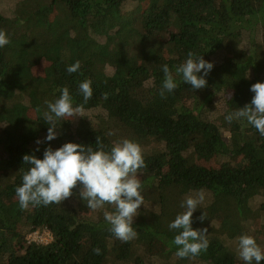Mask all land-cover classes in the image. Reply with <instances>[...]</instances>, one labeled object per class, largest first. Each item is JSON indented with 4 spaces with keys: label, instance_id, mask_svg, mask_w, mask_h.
Segmentation results:
<instances>
[{
    "label": "trees",
    "instance_id": "obj_1",
    "mask_svg": "<svg viewBox=\"0 0 264 264\" xmlns=\"http://www.w3.org/2000/svg\"><path fill=\"white\" fill-rule=\"evenodd\" d=\"M35 17L58 25L21 29ZM0 29L10 40L0 48V112L14 116V138L0 121V264H157L160 256L166 264H244L243 234L264 248V136L246 119L225 120L251 102L252 84L264 82V0H0ZM189 51L214 64L202 89L175 71ZM76 61L80 69L69 74ZM164 65L178 87L161 98ZM86 79L93 95L84 104ZM64 87L84 110L58 121L57 137L47 141L45 101ZM97 136L105 150L125 138L139 143L148 166L138 235L127 243L108 230L103 210L87 208L79 186L62 204L21 210L16 197L30 168L25 154L42 159L46 148L67 142L96 149ZM200 189L205 200L192 227L208 229L209 247L181 259L172 244L179 230L168 226ZM250 193L261 198L259 216L246 209ZM44 229L48 244L26 240Z\"/></svg>",
    "mask_w": 264,
    "mask_h": 264
},
{
    "label": "clouds",
    "instance_id": "obj_2",
    "mask_svg": "<svg viewBox=\"0 0 264 264\" xmlns=\"http://www.w3.org/2000/svg\"><path fill=\"white\" fill-rule=\"evenodd\" d=\"M10 43L6 31L0 29V48ZM186 61L176 67L177 74L182 75L183 82L191 85L192 89L206 87L205 77L213 69L214 64L189 51ZM80 69V62L67 67L71 74ZM203 70L204 75H198ZM164 80L160 89L161 98H166V93H172L178 87L173 73L168 67H162ZM91 80H84L79 84V92L83 95L86 104L93 95ZM250 91L254 93L249 104L229 113L225 116L228 123L234 120L246 119L247 123L257 129L264 136V82H256L251 85ZM61 95L54 101H45L46 111H43V119L47 123V141L55 139L58 135L57 122L74 119L81 116L83 104L73 105V99L69 89L60 90ZM104 99L108 94H103ZM37 111H41L38 107ZM113 131L107 135H114ZM37 145L42 141L37 140ZM98 147L93 149L91 145L67 142L53 150L50 146L44 150L43 158L25 154L23 162L30 165L24 173L22 184L16 188V197L21 210L29 206H48L50 204H62L63 201L73 195V190L79 186V196L86 201L89 210L95 212L103 210L105 221L110 225L109 231L122 242H129L138 235L133 227L134 218L138 215L141 205H144V197L141 193V170L148 166L145 162L143 150L139 143L131 139H122L112 144L109 150L97 136ZM37 150H39L37 148ZM205 192L200 189L188 194L181 203L185 211L177 214L169 224L170 230H179L172 244L177 246L175 255L178 258H195L209 247L207 239L208 229H194L193 213L204 203ZM106 205L112 206V211L106 209ZM202 222L207 219L206 214L198 217ZM97 255L101 250L93 249ZM238 257L244 264H261L264 261V248H262L252 235L243 234L238 237Z\"/></svg>",
    "mask_w": 264,
    "mask_h": 264
},
{
    "label": "rangeland",
    "instance_id": "obj_3",
    "mask_svg": "<svg viewBox=\"0 0 264 264\" xmlns=\"http://www.w3.org/2000/svg\"><path fill=\"white\" fill-rule=\"evenodd\" d=\"M121 20H123L124 22H129L126 17H122ZM37 24L49 25L52 28H56V26L58 25V23L54 20L50 21L49 23H46L43 17H35L23 23V25L21 26V29L27 30ZM3 120L9 123V132H10L11 137L14 138V128H13L14 116H11L4 112H0V121H3ZM215 197L217 198L218 202L222 200V198H224L222 195H215ZM260 201H261V198H259V196L257 195H253V193H250L249 196L245 200L246 209L248 212L253 214V216H259L258 206H259ZM42 231L29 234L26 237V240L28 242H35L37 240L34 238L35 233H41ZM165 259H166L165 256H160V257L154 258L153 261L157 264H166L168 261L163 262Z\"/></svg>",
    "mask_w": 264,
    "mask_h": 264
},
{
    "label": "built area",
    "instance_id": "obj_4",
    "mask_svg": "<svg viewBox=\"0 0 264 264\" xmlns=\"http://www.w3.org/2000/svg\"><path fill=\"white\" fill-rule=\"evenodd\" d=\"M34 238L37 240L32 243L42 245L48 244L52 239L50 232L45 229L41 233H35Z\"/></svg>",
    "mask_w": 264,
    "mask_h": 264
}]
</instances>
